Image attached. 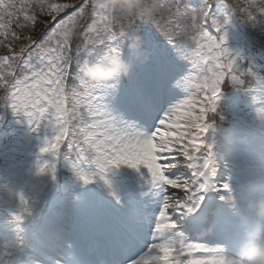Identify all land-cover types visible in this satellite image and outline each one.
Wrapping results in <instances>:
<instances>
[{
  "label": "snow or ice",
  "instance_id": "snow-or-ice-1",
  "mask_svg": "<svg viewBox=\"0 0 264 264\" xmlns=\"http://www.w3.org/2000/svg\"><path fill=\"white\" fill-rule=\"evenodd\" d=\"M35 8L47 12L54 26L39 42L25 37L29 43L16 51L13 18L18 28L34 24L36 16L28 10ZM222 8L217 3L214 11L210 0H201L169 13L189 21L185 33L197 34L195 49H189L178 42L180 25L157 19L145 4L126 15L119 5L109 12L101 0H22L19 7L14 0H0V47L9 49V55L0 56V88L13 113H23L33 128L47 118L53 130L35 162L45 181L36 189L38 197L30 203L20 194L19 207L9 212L6 224L16 236L0 245V264H230L203 244L158 239L175 227L170 208L192 213L212 186L215 153L204 140L212 126L206 115L216 111L226 79L235 81L252 70L240 68L223 42L230 14ZM90 16L92 23L85 24ZM77 35L83 37V57L73 55ZM190 52L198 57L194 71L183 64ZM105 54L121 57L128 72L102 82L85 79L83 62ZM69 77L77 83L70 85ZM178 89L187 98L174 102ZM65 143L75 149V159L61 151ZM122 164L146 169L149 182L162 193L158 212L130 186L123 198L113 190L105 174ZM180 164L187 177L172 174ZM93 201L102 209L98 217L78 216L74 223L73 207ZM149 232L153 242L146 244ZM13 246L16 255L4 259Z\"/></svg>",
  "mask_w": 264,
  "mask_h": 264
},
{
  "label": "rangeland",
  "instance_id": "rangeland-1",
  "mask_svg": "<svg viewBox=\"0 0 264 264\" xmlns=\"http://www.w3.org/2000/svg\"><path fill=\"white\" fill-rule=\"evenodd\" d=\"M186 70H192V66L189 65ZM234 92L230 95L219 93V99L216 103L223 98L224 102L231 106L221 107V109L217 106L213 113L216 119L214 122L219 123L221 122L220 119H227V126L221 128L216 123L211 122L212 126L204 136L205 142L212 143L213 152L218 154L215 175L210 178V185L212 186L202 193L203 199L196 209L198 211L196 214L184 215L180 220H177L176 216L168 214L169 219L175 221V227L172 230L175 233L183 234L182 237L163 234L158 239L173 241L183 239L189 243L203 244L207 248H216L222 245L227 255L234 256L236 254L235 246L244 238L245 224L242 217L236 215L228 203L221 199L226 193L220 188V185L237 173L244 159L264 154V131L258 127L257 116V109H264V94L251 88H245L241 93L240 91ZM186 94L185 91L178 89L174 102L187 98ZM240 95H243L242 99H239ZM253 95L259 97L256 103L252 102ZM167 106L166 104L165 107ZM242 109L244 112L249 111L244 113ZM52 120L54 125V118ZM35 128L28 123L26 118L21 128L18 129V132L21 133L19 136L22 143L19 142L18 146L15 144V147L9 144L12 141V138H8L10 131L8 135L3 132L0 133V140L6 136L3 140L4 143H0V150L9 149L7 156L9 164L0 171V245L5 241L15 239L16 236L15 229L6 224L9 212L18 208L13 203L19 204L20 194H23L25 199L31 203L33 198L39 196L36 191L37 187L45 181L44 176L36 174L35 162L37 157L41 155L39 149L43 146L45 138L51 137L53 130L47 118L41 121L39 131H35ZM71 152L74 154L75 149H72ZM219 157H223V162L219 161ZM72 159H75V156ZM179 159L182 160L183 158L180 157ZM177 168L179 171L173 169L172 174H183L185 177L189 175L184 171L182 164L178 165ZM105 176L111 183L113 190L122 198L129 194L127 186H130L140 199L149 203V207L154 212L155 198L162 193L160 188L149 182L146 169L143 166L137 170L122 164L113 167ZM92 207L93 202L84 208L73 207V222H76L78 216H84L91 220L89 214L93 210ZM159 207L156 208V212L159 211ZM100 210L102 211L101 208ZM145 242L146 244L153 242L150 232L147 234ZM16 252L15 246L6 249L4 259H10L11 256L16 255Z\"/></svg>",
  "mask_w": 264,
  "mask_h": 264
},
{
  "label": "trees",
  "instance_id": "trees-1",
  "mask_svg": "<svg viewBox=\"0 0 264 264\" xmlns=\"http://www.w3.org/2000/svg\"><path fill=\"white\" fill-rule=\"evenodd\" d=\"M14 2L19 7L22 0H14ZM53 3H76L77 0H50ZM201 0H145V5L150 6L157 17V19H161L164 21H171V27H176V25H180V30L178 34V42L185 45L189 49H195L196 43L193 40V37L197 34L194 32H184V26L189 23V21L185 19H175L170 16V12H175L177 8L183 10L184 5H199ZM210 3L213 6V10L215 11V6L217 3L223 5L221 11H226L230 14L227 23H223V17H220L221 22L223 23V31L226 34L225 46L230 50V55L237 56V63L240 68H251L252 71L258 73L260 76H264V0H210ZM29 14H35L36 21L34 24H28L25 27L18 28L15 23V17L13 18L14 22L11 25V30L16 32L19 36V39L14 42L12 45L16 51L19 50V47L29 43L25 37H31L32 40L39 42L42 40L50 31L51 26H54L51 16L47 14V12H41L38 8L28 10ZM69 11V10H66ZM64 13H61L59 18H63ZM255 18V19H253ZM20 23H24L23 17H20ZM85 24L92 23V17L90 16L85 22ZM153 31H155L154 25H150ZM82 32L83 29L81 28ZM208 31L212 35H216L215 29L209 27ZM9 42L11 41V37L8 38ZM83 37L77 35L73 39V55L74 56H84V53L79 49L82 47L81 41ZM200 43H204V41H200ZM100 50V49H97ZM9 55V49L7 47H0V56ZM26 55V54H25ZM198 57L194 52L189 53V58L183 61L185 69L191 65L192 71H194L193 61L197 60ZM16 75H22L19 69L15 70ZM193 75H196V72H193ZM74 75V73H73ZM246 81L249 79L248 77H243ZM68 83L70 85H74L77 82L69 77ZM247 87V83L244 86H236L231 83L229 80H225L221 86V92L225 95H230L234 91H241ZM235 93V92H234ZM7 92L0 88V133L3 132L5 135L9 136L8 138H12L10 145L15 147L22 140L20 138V134L18 129L21 128V125L25 122L26 117L23 113L16 112L13 113L11 108L8 106L11 101L6 99ZM243 95L239 96V99H242ZM228 107V105L224 102V99H220L216 103V107ZM244 112V110L242 109ZM249 110H246L247 112ZM244 112V113H245ZM248 113V112H247ZM215 115L213 113H208L206 116L207 122L211 123L216 121L214 118ZM252 117V116H248ZM221 122H214L216 125H219L221 128H224L228 124L227 119H220ZM219 120V121H220ZM41 128V123L38 127L35 128V131H39ZM6 137V136H5ZM2 137L0 143L3 142L4 138ZM4 143V142H3ZM9 150V149H8ZM8 150H0V171L5 167V165L9 164V160L7 156L9 155ZM61 151L70 153L71 150L67 149V145H62ZM75 155L72 153V158ZM14 206L19 207V204L16 202L13 203Z\"/></svg>",
  "mask_w": 264,
  "mask_h": 264
},
{
  "label": "clouds",
  "instance_id": "clouds-1",
  "mask_svg": "<svg viewBox=\"0 0 264 264\" xmlns=\"http://www.w3.org/2000/svg\"><path fill=\"white\" fill-rule=\"evenodd\" d=\"M144 4L145 0H101V7L109 12L115 11L119 5L121 13L126 15L133 14ZM195 39L193 37V40ZM128 70V63L113 54H105L91 62L85 60L81 66L83 77L91 82L107 81L126 74ZM245 76L249 78L247 81L243 78ZM230 82L236 86H244L247 83L248 88L264 94V76L252 70L242 72L241 77ZM251 99L256 103L259 97L253 95ZM257 116L258 127L264 131V109H257ZM217 156L215 153L213 157L215 168ZM219 161L223 162V157H219ZM224 183L228 188L224 190L226 195L221 199L228 203L236 215L242 217L245 224L244 238L235 246L234 256L227 255L221 246L213 248L214 254L223 257L230 264H264V154L244 159L237 173ZM199 204L197 202L193 205V212ZM172 223L175 226V221Z\"/></svg>",
  "mask_w": 264,
  "mask_h": 264
},
{
  "label": "bare ground",
  "instance_id": "bare-ground-1",
  "mask_svg": "<svg viewBox=\"0 0 264 264\" xmlns=\"http://www.w3.org/2000/svg\"><path fill=\"white\" fill-rule=\"evenodd\" d=\"M161 200H162V195H158V197L155 198L156 203L153 205L154 212H156V208H158L160 206ZM92 208H93V210L89 215L91 217V220H95L98 217V215L101 213V210H100V207L96 204V202L93 203ZM197 212L198 211L193 212V213H189V215L192 216V215L196 214ZM168 214L176 216L177 220H180L182 218V216L186 215L184 213L183 209H180L178 207H174L173 209H169ZM164 234H176L177 236H179L181 233L180 234L175 233V231L171 229L170 231H168ZM219 246L223 247L222 245H219Z\"/></svg>",
  "mask_w": 264,
  "mask_h": 264
}]
</instances>
